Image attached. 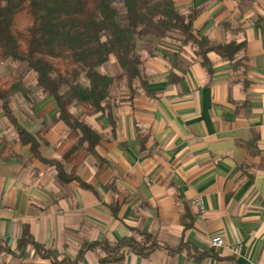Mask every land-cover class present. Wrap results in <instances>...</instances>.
<instances>
[{"label":"crops","instance_id":"0c3cea01","mask_svg":"<svg viewBox=\"0 0 264 264\" xmlns=\"http://www.w3.org/2000/svg\"><path fill=\"white\" fill-rule=\"evenodd\" d=\"M174 6L200 12L196 36L244 47L232 60L207 53V72L191 47L154 38L147 48L141 41L144 88L134 95L112 88L104 113L69 109L100 136L97 157L77 169L92 191L77 182L58 185L0 106V241L12 251L23 226L37 243L70 257L86 242L115 243L136 230L195 250L173 257L157 250L148 260L126 250L121 264H264V0H174ZM7 62L0 63V79L9 74ZM34 77L24 84L34 85ZM13 115L37 138L58 107L34 89L28 98L13 97ZM66 132L52 122L42 134L47 145L37 138L42 154L59 157L52 149ZM196 198L206 210L202 218ZM215 235L224 242L217 251L210 246ZM91 261L97 264L94 252L81 264ZM0 264L51 263L29 247L20 258L1 253Z\"/></svg>","mask_w":264,"mask_h":264},{"label":"trees","instance_id":"16d2710c","mask_svg":"<svg viewBox=\"0 0 264 264\" xmlns=\"http://www.w3.org/2000/svg\"><path fill=\"white\" fill-rule=\"evenodd\" d=\"M199 13L179 11L174 0H0V63L10 62L9 74L0 79V106L20 142L29 145L32 156L53 170L58 185L65 188L77 182L80 188L92 191L78 177L77 169L89 155L97 157L100 136L81 116L108 111L113 104L109 94L116 84L123 83L130 95L144 88L141 41L143 46L153 44L155 38L191 47L207 72V53L232 60L243 49L244 44H220L196 36L193 24ZM111 59L119 68L115 76L100 71ZM14 64H24L25 73L35 74L34 85H25L23 76L12 74ZM34 89L54 98L58 115L52 122L60 121L66 127L64 139L52 149L59 157L42 154L37 140L47 145L42 134L52 122L44 125L36 138L18 125L13 115V97L28 98ZM72 104L82 109L81 116L69 112ZM29 247L51 264H81L88 252L99 253L97 264H121L126 250L144 260L157 250L172 257L185 249L195 250L185 243L165 246L151 234L134 230L130 237L115 243L86 242L70 257L37 243L23 226L15 250L0 241V254L20 258Z\"/></svg>","mask_w":264,"mask_h":264},{"label":"rangeland","instance_id":"374dc122","mask_svg":"<svg viewBox=\"0 0 264 264\" xmlns=\"http://www.w3.org/2000/svg\"><path fill=\"white\" fill-rule=\"evenodd\" d=\"M171 41V40H170ZM139 45H140V43H139ZM146 46L148 47V48H151V46H152V44H146ZM9 61L7 62V63H4V66L6 65V64H8L9 65ZM16 65V66H15ZM15 65H13L12 67V74L14 73V74H16L17 76H23V78L24 79H26L27 77H28V75L29 74H31V73H25V68H24V64H15ZM106 65V66H105ZM101 69H100V71H101V73H104V74H107V75H109V76H115V75H112L114 72H116L117 70H116V68L117 69H119L118 68V66H117V64L114 62V60L113 59H111L110 61H109V63H106ZM20 66V67H19ZM9 67H10V65H9ZM8 67V68H9ZM115 68V69H114ZM7 70V69H6ZM8 72V71H7ZM118 72V71H117ZM119 73V72H118ZM117 73V74H118ZM116 74V75H117ZM83 83H85L84 81H83ZM114 87H116L117 88V91L118 90H127L126 89V87L124 86V84L123 83H119V84H116ZM113 87V88H114ZM62 92H65V89L64 90H62ZM77 107L78 108V110L80 111V112H82V109L81 108H79L78 106H76V105H74V104H72L70 107H69V109L73 112V113H75V108H73V107ZM75 109V110H74ZM75 116V115H74ZM96 254L98 255L99 253H97L96 252ZM91 264H95L93 261H91Z\"/></svg>","mask_w":264,"mask_h":264},{"label":"built area","instance_id":"2783aa9c","mask_svg":"<svg viewBox=\"0 0 264 264\" xmlns=\"http://www.w3.org/2000/svg\"><path fill=\"white\" fill-rule=\"evenodd\" d=\"M193 205L197 209L198 217L202 218L206 213L202 200L200 198L194 199ZM223 245H224L223 238L220 235H215L210 239V246L215 251L222 248ZM233 252L235 255H238L240 253V248H234Z\"/></svg>","mask_w":264,"mask_h":264}]
</instances>
